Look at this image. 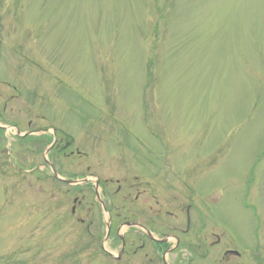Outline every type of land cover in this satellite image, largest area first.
Here are the masks:
<instances>
[{"label": "rangeland", "instance_id": "1", "mask_svg": "<svg viewBox=\"0 0 264 264\" xmlns=\"http://www.w3.org/2000/svg\"><path fill=\"white\" fill-rule=\"evenodd\" d=\"M14 95L48 133L14 160L0 139V264H147L105 254L133 177L169 212L194 206L204 253L264 263V0H0V109ZM54 130L87 162L61 157L59 177L88 187L52 180Z\"/></svg>", "mask_w": 264, "mask_h": 264}, {"label": "flooded vegetation", "instance_id": "2", "mask_svg": "<svg viewBox=\"0 0 264 264\" xmlns=\"http://www.w3.org/2000/svg\"><path fill=\"white\" fill-rule=\"evenodd\" d=\"M6 86L9 87V84L7 83ZM15 90V87H11L12 92H15ZM17 99H19L18 95L6 98L0 109V139H4L8 145L7 160H10L9 157H12L14 160V155L16 157H19V155L21 156V153L24 152L23 142L26 139L36 135H47L46 133H48L46 129L42 130L43 132H40V129H32L31 126L33 121L31 119L26 120L25 129H23L22 125L24 119L31 112L30 110H25L23 105L9 106L10 101ZM34 118L36 119V116H34ZM50 138L51 143L46 148L44 154L50 159V162L47 163L45 161V164L49 167L52 180L61 182L69 187H88L92 181L84 178V176L83 179L77 181L83 182L76 185L66 184L54 177V175L59 177L55 165L61 157L65 160L80 162L79 165L87 164V162L84 159L86 155L78 151L74 153L69 152L68 154L64 153V151L69 149L70 143L65 142L63 146H61L63 140L57 138L55 130L52 132ZM8 140L10 142H8ZM87 168L89 167L86 166V169ZM133 181L134 183L127 186L128 190L134 193L133 198L129 201L126 200V197L123 198V202L129 203L130 206L129 210L126 211L129 213V217L128 219H122L115 228L116 239L119 244L117 254L113 256L105 252L108 258L119 261L130 252L129 255L131 258L138 259L140 263L143 262L147 264H168L166 262L167 257L172 254H175V264H251V255L253 256L255 254H252L245 248H230L224 250L220 254H212L211 256L204 253L201 248V240L199 239L201 228L198 227V213L194 212V206L191 204L183 205L178 209L177 214L169 212L166 210V204H163V202L158 199V196L154 194V189L150 183H141L137 177H133ZM116 186V193L123 189L122 184L117 183ZM98 188H101V185L99 184V180L96 179L93 184V192L95 189L97 191ZM97 194H99L98 191ZM127 196L131 197V194L129 193ZM72 202L73 207L70 212L71 215H74L80 207L81 202L76 198H74ZM97 202L100 204L101 208L107 212L100 198ZM168 219L174 221L179 220V225H182L183 229L181 227H171V232L168 231ZM108 220L109 223H111V218L109 216ZM113 220L114 222L120 220L119 213H115ZM79 221L83 223V220ZM127 224L130 226H126ZM123 227L132 230V237L129 239V242L122 236V239H120L118 235V230ZM157 231H159L158 234H155ZM211 236H213L214 242L210 245L218 246L220 244V238L214 234H211ZM128 247L130 250L127 251L126 249ZM176 252L178 253L177 255ZM256 262L257 264H264L260 259Z\"/></svg>", "mask_w": 264, "mask_h": 264}, {"label": "water", "instance_id": "3", "mask_svg": "<svg viewBox=\"0 0 264 264\" xmlns=\"http://www.w3.org/2000/svg\"><path fill=\"white\" fill-rule=\"evenodd\" d=\"M47 152V151H46ZM54 177L56 178V179H58L59 181H62V182H64V183H66V184H79V183H82L83 181H81V182H77V181H65V180H62L61 178H59L58 176H56V175H54ZM95 197H96V199L99 201V197H98V194H97V191H96V189H95ZM101 205H102V203H101ZM103 206V205H102ZM126 226H130L129 224H127ZM108 233H109V225L107 224L106 225V233H105V240H106V238L108 237ZM120 239H122V237L120 236ZM103 250V249H102Z\"/></svg>", "mask_w": 264, "mask_h": 264}]
</instances>
